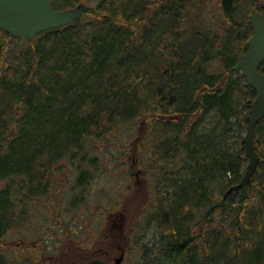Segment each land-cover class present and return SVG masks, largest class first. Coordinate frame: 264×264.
Instances as JSON below:
<instances>
[{"label": "trees", "instance_id": "obj_1", "mask_svg": "<svg viewBox=\"0 0 264 264\" xmlns=\"http://www.w3.org/2000/svg\"><path fill=\"white\" fill-rule=\"evenodd\" d=\"M83 12L32 41L0 29V264L33 263L35 241L17 235L31 227L34 208L69 188L75 210L109 170L94 156L98 144L121 143L124 128L141 142L121 143L116 164L133 153L140 170L145 138L153 150L152 192L145 207L135 201L141 235L159 230L150 264H264V118L247 186L228 192L248 163L245 137L213 150L249 122L256 91L234 67L253 35L251 15L264 18V0H98ZM60 208L49 213L61 224Z\"/></svg>", "mask_w": 264, "mask_h": 264}, {"label": "rangeland", "instance_id": "obj_2", "mask_svg": "<svg viewBox=\"0 0 264 264\" xmlns=\"http://www.w3.org/2000/svg\"><path fill=\"white\" fill-rule=\"evenodd\" d=\"M97 1L98 0H87L82 3L85 7L91 8L96 5ZM213 13L214 12L211 11L210 18H213L215 21ZM22 41L26 42L25 40H21L19 45L23 44ZM210 119H214V117H211ZM139 123L140 122H136L135 124H132V132L135 133V130H138ZM209 123L212 125L213 121ZM125 130L126 128L122 130L123 135H121V143L123 145H127L136 139L141 142V137L133 135L129 137V132ZM245 134L246 129L239 130L237 127H235L230 132H228V135L225 137V139H221L220 142L216 144L213 150L219 152L231 150L236 146L237 143L241 141L242 137H245ZM126 135L127 137H124ZM121 143L117 139H110L107 141V143L103 142L98 144L100 150L99 153L94 156H97V159H99L98 162L102 161L109 170L108 172L97 177L95 182H93V184L90 186L88 194H85L87 196L86 199H84L80 205H77L75 210L70 207L75 193H72L69 188L62 193L63 195L60 199L57 198L59 196H55L56 198L53 199L54 194H52L51 198L48 196V198L43 199V202L40 204L41 209L34 208V212L32 211V221L30 223L31 227L27 228L25 231L21 229L17 236L20 238L27 237V239L31 240L33 243L35 241L34 245L46 244L48 248H50L47 254L56 255L59 252L61 243L66 239V237L72 238L76 242L77 239L83 240L85 235H89L93 232H101L103 229L104 231L111 233L120 231L118 227L116 230L112 228V225L110 224L113 222L111 218H114L115 215L119 214L117 211H121L125 217L124 221L121 223L124 230L126 232L132 231V229L136 226L135 224L137 223L138 219L139 222L143 221L141 214H139V216L137 215L135 201L136 204L141 202L142 206L145 207L147 202L145 193L147 190L152 192L154 177L152 168L149 167L150 161L148 162V160L149 156L153 155V150L151 149V141L148 139L146 140L145 138V141H143L140 146V149L143 150V152L138 160L140 168L139 170L135 166L137 158L135 154L133 156V153L130 157L126 158L124 164H116L117 160H115V158L119 156L118 147ZM177 160L178 161L176 162L178 164L182 161L179 158ZM131 164L135 166L133 170ZM117 166H119V168H117ZM180 167H182V165ZM69 175L70 176L67 177V179L70 181H74L78 177V173L74 169L69 173ZM3 184V182L0 183V188L3 187ZM52 192L55 193L54 190ZM59 202L63 204V208H60V215L63 216L61 224L54 220L52 212L49 213V209H53L54 211L57 209V204ZM121 204H126L129 206V209H127L125 212L117 209ZM106 228L109 230H106ZM135 230L136 233H139L137 235V247H143L144 245H147L148 247L152 248L153 242H155V240L158 238L159 230L157 227L152 226L149 228L146 235L142 236L144 237L142 243L140 242V228H136ZM69 246L71 245L69 244ZM66 247L67 245H62V248ZM140 252L141 250L137 251V256L130 254L126 261L127 264H133L135 261L137 264L141 263ZM152 252V258L154 259L156 253L155 251ZM77 253L78 252L74 251V249L72 251L66 248L63 250L62 255H59V252L56 257L67 258L72 254ZM25 255L26 254L23 253L19 254L18 260H20V262L23 260L24 263ZM40 262L41 256L39 254L38 259L36 258L32 264H40ZM166 263L167 262H165V264Z\"/></svg>", "mask_w": 264, "mask_h": 264}, {"label": "water", "instance_id": "obj_3", "mask_svg": "<svg viewBox=\"0 0 264 264\" xmlns=\"http://www.w3.org/2000/svg\"><path fill=\"white\" fill-rule=\"evenodd\" d=\"M54 0H0V29L13 38L24 37L28 41L51 29L61 28L81 18L83 3L73 8H54ZM253 35L248 41V50L234 67L256 91L250 108L249 122L244 138V152L248 159L244 176L228 192L247 186L256 172L260 157L256 150L255 132L257 124L264 118V72L260 67L264 62V18L255 12L250 17Z\"/></svg>", "mask_w": 264, "mask_h": 264}, {"label": "flooded vegetation", "instance_id": "obj_4", "mask_svg": "<svg viewBox=\"0 0 264 264\" xmlns=\"http://www.w3.org/2000/svg\"><path fill=\"white\" fill-rule=\"evenodd\" d=\"M117 213L119 214L111 218L113 222L110 224L113 227H118L120 229L118 232L111 233L103 229L101 232L85 235L83 240L77 239L76 242L72 238L66 237L60 245L59 255H62L66 248L78 252L71 256L68 255L67 258L56 257L59 252L56 255H49L47 252L50 248L46 244H35L38 251L37 259L39 254L41 256L40 264H127L128 256L130 254L137 256L138 250H141V263L139 264H150V247L147 245L137 247L139 233H136V226L132 231L126 232L121 225L125 217L121 211H117ZM143 239L144 237L141 235V243ZM62 245H67V247L62 248ZM133 264H137V262L135 261Z\"/></svg>", "mask_w": 264, "mask_h": 264}, {"label": "bare ground", "instance_id": "obj_5", "mask_svg": "<svg viewBox=\"0 0 264 264\" xmlns=\"http://www.w3.org/2000/svg\"><path fill=\"white\" fill-rule=\"evenodd\" d=\"M240 73V72H239ZM241 74V73H240ZM249 115H250V111H249ZM244 176V175H243ZM243 178V177H242Z\"/></svg>", "mask_w": 264, "mask_h": 264}]
</instances>
